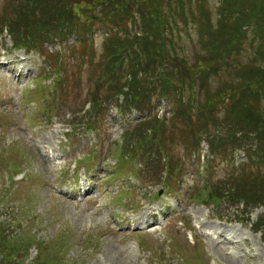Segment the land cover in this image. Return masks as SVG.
I'll return each mask as SVG.
<instances>
[{"label": "rangeland", "instance_id": "1", "mask_svg": "<svg viewBox=\"0 0 264 264\" xmlns=\"http://www.w3.org/2000/svg\"><path fill=\"white\" fill-rule=\"evenodd\" d=\"M39 1L45 8L34 13L36 45L27 51L19 40L32 13H18L32 0H0V56L25 55L29 70L13 80L15 90L0 71V264H234L225 254L235 255V264H264V157L249 159L243 152L264 151V127L262 141L253 134L241 140L244 133L231 138L239 132L236 123L250 121L257 110L264 114V106L226 98L234 88L231 64L245 66L240 78L254 66L264 75V63L253 62L254 56L264 59V0H142L147 11L132 0L128 21L123 11L98 6L105 0H89L82 9L80 0ZM151 3L159 13L147 37L168 56L156 58L153 68L166 65L181 84L166 99L156 92L141 97L148 111L131 108L129 116H120L98 77L107 64L117 71L130 68L123 57L118 65L103 56L117 52L120 39L114 37L145 36L142 19L154 18ZM67 8L78 10L59 26ZM241 15L243 25L235 20ZM109 33L116 36L107 38ZM14 66L8 67L18 73ZM147 75H138L141 83ZM105 96L107 106L100 101ZM178 106L200 119L168 124ZM233 106L236 111H229ZM160 123L166 124L162 138L156 134ZM137 130L146 131L144 142L137 143ZM224 132V142L216 143ZM36 147L55 150L57 160L43 164ZM236 148L241 150L232 152ZM80 185L90 194L75 198L71 190ZM147 211L148 225H155L140 231L136 220ZM127 220H134V230ZM213 222L241 226L238 233L249 247L225 252L196 234Z\"/></svg>", "mask_w": 264, "mask_h": 264}, {"label": "trees", "instance_id": "2", "mask_svg": "<svg viewBox=\"0 0 264 264\" xmlns=\"http://www.w3.org/2000/svg\"><path fill=\"white\" fill-rule=\"evenodd\" d=\"M27 1H31V0H27ZM109 1V2H108ZM140 2L139 5H142L144 10L147 11V7H145L143 4L142 0H137ZM156 2V0H154ZM33 5L31 7H29L28 5H25V10H20L18 14L20 15H28V12L32 13V16H29L32 18L31 23L29 22H24V25L21 28V31L23 32L24 36H21V41H25V43L28 42V38H31L30 35L31 32L34 31H38L36 25H34V13L35 15H41L38 14V9L40 7H42L41 10H43V3L40 2L39 0H32ZM89 0H80L77 2L76 5H78V9H82L81 4H85L88 3ZM132 4V0H116L110 2V0H105V1H101V6H104L108 9V12H113L118 11V13H120L119 11H123V15L121 13V16L123 18V20H130L131 18H129V16L127 15L129 13V10H127L129 8V6ZM114 5V9H112L111 7ZM62 6V5H59ZM95 6V5H94ZM120 6V7H119ZM91 7V6H89ZM45 8V7H44ZM150 8H152L151 13H148L150 15H153L154 18L152 16H150V18H147V16H144V21L142 19V25H143V30L142 32H146L145 36H139V37H135V36H131L128 37V39L126 38V40H119L120 41V45L116 47L117 52H115L114 50L111 49V55L109 56H104V57H110L109 62L113 59V62L116 63L118 62V65H120V58L119 57H123L124 59H128L130 62L127 61V68H130L127 72H123L122 70L117 71V69L115 70L112 65L107 64L106 66H104V70H102V73L99 75V79H100V83H102L103 86V90H106L108 93H110V97H114V96H119L122 95L121 92L123 91V89H127V93H124L123 95L125 96V101L123 102L122 106H118V108L121 110V108H130L132 105L134 106H140L141 107H145L144 105H146L145 101L143 103L141 97L143 98V96L149 95L151 93H162L165 94V96L167 95L166 93H170L171 94H175L177 91V87L178 84H181L179 82V79L177 76H174V73H172L170 71V69L164 65L161 66V68H153L154 66V61L156 58H167L166 55H163V50L160 48L161 46L158 45V43L154 42V41H150L149 39H151V36L148 38L147 34L150 33L155 25L157 24V19H158V8L157 6H155V3H151ZM148 8V9H150ZM61 9V8H60ZM78 9H74V8H67V12H66V18L65 17H59L60 19V25L59 26H64L65 23L64 22H68L70 19V15L71 17L74 16V14H76ZM57 10V9H56ZM92 9H86L85 11H89ZM26 11V13H25ZM59 13H61L60 10H57ZM251 12H252V8H251ZM25 14V15H24ZM68 17V20H67ZM235 20L237 21L236 23L243 25L245 23L246 20H244V17L241 16H237L235 17ZM21 22V20L19 21ZM18 23V22H15ZM235 24V25H238ZM48 24H44V25H40L41 28H45L47 27ZM86 24H80L78 25L79 28L83 27ZM32 26V27H31ZM239 27V26H238ZM160 31V30H158ZM48 32V31H47ZM156 36V35H153ZM27 39V40H26ZM128 40V41H127ZM126 41V42H125ZM122 43V44H121ZM119 48V49H118ZM229 48V47H228ZM151 49V52H147V50ZM120 50V51H118ZM224 51V48L221 52ZM228 51V50H226ZM224 51V52H226ZM229 54V53H228ZM112 56V57H111ZM147 57V60L145 62H141L138 61V59L140 60L142 57ZM220 61V59H219ZM255 61H262L264 63V59L263 57H257L254 56V60ZM134 62H136V66L137 69H135L134 67ZM226 63L224 65L228 64V61H225ZM145 65L146 70H143V66ZM240 64H238L239 66ZM152 66V68H151ZM233 66V64L230 65V70L231 72H229V79H231V84L234 85L233 89H229L230 93L228 91V93L226 94V98L227 100L229 99V101L231 102V104L235 103V100L238 97H241L242 99H245L247 101V103L249 104V106L253 107L256 106L257 108H260L261 106H264V85H262L263 87L260 89V83L262 84L264 75H263V68H257L256 66H254L253 68H250L249 70H246V74H244V76L242 78L239 77V70H241L243 67L245 66H240L239 68L237 67H231ZM251 66V65H246V67ZM150 67V69H149ZM162 68H165L162 70ZM248 69V68H247ZM243 70V69H242ZM148 74L145 77V81L144 83H141L142 78H138L139 74ZM160 73V75H159ZM161 76V78H160ZM125 77H129L130 80L129 82H124L122 83V79ZM146 83V86H143ZM142 85V86H141ZM263 91V92H262ZM144 94V95H141ZM129 95V96H128ZM128 97H130V99H128ZM106 96L104 97L103 100H100L102 103L106 102L109 99ZM209 101L212 102V99H208ZM134 102V103H132ZM180 104V102H179ZM182 105V104H181ZM215 106V105H214ZM179 108L174 110V116H172V118H170V120H168V124L170 123L171 125H173L172 123L174 121H178L183 125H185L184 123L191 124V121L195 118L200 119V116L197 114H193V113H187V110L185 108L187 107H182V106H178ZM180 108L181 111H183L182 113L180 112ZM236 108L233 106L231 109H229V111H233L235 112ZM233 113H230V115H232ZM235 119V118H233ZM157 123H159V121L153 120ZM161 125H159V128L156 132L157 137L158 138H162V135H164L165 133V127L166 124L165 123H160ZM231 127L234 128L235 123L233 121H231L230 123ZM241 124H243L241 126ZM237 125H240L241 127L239 128ZM174 126V125H173ZM191 126H188L187 128H190ZM263 127H264V114L260 111L257 110L255 114H253V117H250V121L245 120L244 122H238L236 123L235 128L238 129L237 133H234V136H232V140H236L235 136L240 133V134H247L244 137L240 136L241 140H244L248 137V135L253 134L255 136L251 137L253 140H261V131H263ZM231 128V129H232ZM89 130V129H88ZM139 131V132H138ZM229 131V130H228ZM228 134L231 133L228 132ZM146 132V131H145ZM141 133L140 130H137L136 133V138H137V143L138 142H144L145 140V136H147L146 134ZM202 133H199V136H201ZM205 135V134H204ZM202 135L201 137H203L204 139H206V137ZM222 140L219 137H215L214 141H216V143H221L224 142V137H225V132L222 133ZM246 137V138H245ZM207 141V140H206ZM262 141V140H261ZM163 147H167V146H163ZM237 147V146H236ZM160 148V147H159ZM163 148V155L164 157L167 159V152L166 149ZM160 150H162L160 148ZM222 150H225V148H221L220 152ZM225 153V151H223ZM254 153L257 154L258 156H260L261 158L264 157V151H261L260 149L254 150ZM215 155H219L216 154L214 152ZM264 168V167H263ZM217 195V194H216Z\"/></svg>", "mask_w": 264, "mask_h": 264}, {"label": "bare ground", "instance_id": "3", "mask_svg": "<svg viewBox=\"0 0 264 264\" xmlns=\"http://www.w3.org/2000/svg\"><path fill=\"white\" fill-rule=\"evenodd\" d=\"M0 70L8 71L9 68L4 67V62H0ZM12 86H13V84H11V83L7 84V87L9 90H12ZM37 148L38 147L35 148L36 153L38 152L39 158L43 161V164H45V161L49 159V158H47V159L45 158L48 155V153L51 154L53 157L55 155L54 151H51V152L48 151L47 152V151H44V149L39 150ZM148 216L149 215H144L140 219H142V221H144ZM204 227L207 229L212 228L214 231L206 232L204 234L203 233H196V234L203 236V237H208L210 240H213L214 242L217 243V245H221L223 247V251H225V252L227 251V249L229 247H231L232 249L238 248L239 251H241V246L244 244H246L245 245L246 247H249V244L247 242H245V238L241 237L240 235L232 237V234L236 233L237 231H239L241 229V227L238 225L227 226L224 224L213 222L212 224L209 225V227L208 226H204ZM237 234H239V233L237 232ZM129 249L133 250L134 248L132 245H130ZM224 257L229 260V261H227L228 263H231V262L234 264L237 263L236 256L233 254H230V255L225 254ZM251 258L249 257L250 260H251Z\"/></svg>", "mask_w": 264, "mask_h": 264}]
</instances>
